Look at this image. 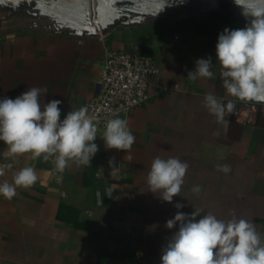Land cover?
<instances>
[{
  "label": "crops",
  "instance_id": "obj_1",
  "mask_svg": "<svg viewBox=\"0 0 264 264\" xmlns=\"http://www.w3.org/2000/svg\"><path fill=\"white\" fill-rule=\"evenodd\" d=\"M46 1L53 0L0 11V98L46 87L41 101L61 100L63 119L97 96L108 50L152 56L159 75L148 100L129 112L135 137L130 151L107 149L99 126V151L90 167L70 164L60 182L51 161L31 153L9 157L0 141V184L13 183L23 167H33L39 177L31 188H17L11 200L0 195V264H160L162 246L178 230L165 224L177 211L224 220L235 215L264 234V103L237 102L225 131L203 104L207 92L229 99L219 78H187L197 59L209 57L218 76L215 46L218 35L231 29L229 17L125 13L105 25L106 38L100 40L76 14L85 0ZM157 156L189 164L171 203L148 190L147 174ZM218 164L229 165L230 173L217 171ZM194 185L203 191L192 193Z\"/></svg>",
  "mask_w": 264,
  "mask_h": 264
},
{
  "label": "clouds",
  "instance_id": "obj_2",
  "mask_svg": "<svg viewBox=\"0 0 264 264\" xmlns=\"http://www.w3.org/2000/svg\"><path fill=\"white\" fill-rule=\"evenodd\" d=\"M157 2L158 13L168 0ZM234 3L247 23L240 29L225 28L218 35L215 46L218 76L212 70L211 57L197 59L195 70L187 76L192 81L219 78L229 99L225 102L215 92H207L203 104L225 131L230 123L228 117L237 114V102L264 103V0H234ZM46 93V87H29L14 99L0 98V141L7 146L9 157L31 153L33 159L51 161L60 182L70 164L90 167L99 151L94 142L99 122L95 115L89 114L87 106L71 110L61 119L62 101L44 103L41 96ZM99 136L107 149L128 152L135 143L127 120L119 117L107 119ZM109 164L112 166V161ZM188 169L189 164L177 157H155L146 178L148 190L171 203L174 196L180 195ZM216 170L228 174L231 167L218 164ZM38 179L33 167H23L15 172L13 183L0 184V195L11 200L17 188H31ZM190 191L198 195L203 189L194 185ZM103 196L97 193L100 204ZM174 207L181 209L184 205L176 203ZM177 225L178 230L162 246L160 264H264V234L246 219L232 215L224 220L212 213L177 211L165 227L171 230Z\"/></svg>",
  "mask_w": 264,
  "mask_h": 264
},
{
  "label": "built area",
  "instance_id": "obj_3",
  "mask_svg": "<svg viewBox=\"0 0 264 264\" xmlns=\"http://www.w3.org/2000/svg\"><path fill=\"white\" fill-rule=\"evenodd\" d=\"M92 27V32L100 40L106 38L99 25L92 24ZM158 75L159 68L152 56L143 55L139 50H108L99 92L96 97L86 99L83 106L89 108V114L95 115L103 128L109 118L119 117L128 122L130 110L148 100L149 87ZM3 171L4 165H0V173Z\"/></svg>",
  "mask_w": 264,
  "mask_h": 264
},
{
  "label": "water",
  "instance_id": "obj_4",
  "mask_svg": "<svg viewBox=\"0 0 264 264\" xmlns=\"http://www.w3.org/2000/svg\"><path fill=\"white\" fill-rule=\"evenodd\" d=\"M41 6V2L37 3ZM157 0H86L83 5L76 7L80 24L92 32V24L99 25L103 31L112 18L125 13L143 14L148 11H158ZM164 14L185 12H202L228 16L231 21V30L244 28L247 21L241 15V9L235 5L234 0H168L162 10Z\"/></svg>",
  "mask_w": 264,
  "mask_h": 264
},
{
  "label": "rangeland",
  "instance_id": "obj_5",
  "mask_svg": "<svg viewBox=\"0 0 264 264\" xmlns=\"http://www.w3.org/2000/svg\"><path fill=\"white\" fill-rule=\"evenodd\" d=\"M35 1L36 0H0V11L6 10L7 7H11L12 9L14 8V10L16 11L17 9H19L22 3H27V5L25 6L30 7L35 3ZM41 1H45V0H41ZM46 2H55L59 4H64V3H60L58 0L46 1Z\"/></svg>",
  "mask_w": 264,
  "mask_h": 264
},
{
  "label": "bare ground",
  "instance_id": "obj_6",
  "mask_svg": "<svg viewBox=\"0 0 264 264\" xmlns=\"http://www.w3.org/2000/svg\"><path fill=\"white\" fill-rule=\"evenodd\" d=\"M91 1L96 2V0H91ZM85 2H86V0H85Z\"/></svg>",
  "mask_w": 264,
  "mask_h": 264
}]
</instances>
